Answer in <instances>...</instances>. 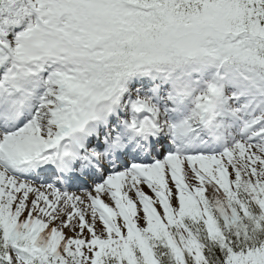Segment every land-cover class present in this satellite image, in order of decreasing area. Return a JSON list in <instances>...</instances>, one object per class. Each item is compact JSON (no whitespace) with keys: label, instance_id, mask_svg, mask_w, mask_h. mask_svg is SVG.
<instances>
[{"label":"snow or ice","instance_id":"snow-or-ice-1","mask_svg":"<svg viewBox=\"0 0 264 264\" xmlns=\"http://www.w3.org/2000/svg\"><path fill=\"white\" fill-rule=\"evenodd\" d=\"M0 264H264V0H0Z\"/></svg>","mask_w":264,"mask_h":264},{"label":"rangeland","instance_id":"rangeland-1","mask_svg":"<svg viewBox=\"0 0 264 264\" xmlns=\"http://www.w3.org/2000/svg\"><path fill=\"white\" fill-rule=\"evenodd\" d=\"M147 191V189H145Z\"/></svg>","mask_w":264,"mask_h":264}]
</instances>
